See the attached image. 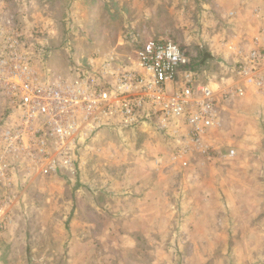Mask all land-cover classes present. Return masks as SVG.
Instances as JSON below:
<instances>
[{"label": "rangeland", "instance_id": "1", "mask_svg": "<svg viewBox=\"0 0 264 264\" xmlns=\"http://www.w3.org/2000/svg\"><path fill=\"white\" fill-rule=\"evenodd\" d=\"M7 15L51 46L47 66L57 74L94 53L130 52L131 36L139 34L178 42L197 75L218 82L230 60L228 42L264 41V0H0V18ZM2 110L0 104V116ZM221 113V127L206 138L211 152L191 157L188 168L172 162L169 133L104 129L80 154L74 174L15 188L0 227V264H264V234L249 233V243L237 246L230 236L228 246L196 252L181 230L192 163L232 149L228 158L238 159L247 135L264 134V112L252 96L225 102Z\"/></svg>", "mask_w": 264, "mask_h": 264}, {"label": "built area", "instance_id": "2", "mask_svg": "<svg viewBox=\"0 0 264 264\" xmlns=\"http://www.w3.org/2000/svg\"><path fill=\"white\" fill-rule=\"evenodd\" d=\"M26 34L15 15L0 18V227L15 188L74 174L80 154L104 129L169 133L172 162L188 168L191 157L211 152L206 137L221 127L225 102L264 100L259 37L250 47L228 42L225 74L207 82L188 68V50L170 39L132 34L130 52L94 53L57 74L47 66L51 46Z\"/></svg>", "mask_w": 264, "mask_h": 264}, {"label": "crops", "instance_id": "3", "mask_svg": "<svg viewBox=\"0 0 264 264\" xmlns=\"http://www.w3.org/2000/svg\"><path fill=\"white\" fill-rule=\"evenodd\" d=\"M252 98L258 101L259 110L264 112V100ZM215 132L218 133L213 131L212 134ZM263 136L262 131L247 135L244 140L248 143L241 144L238 159L231 160L223 152H220L221 158L211 161L208 158L194 159L189 180L193 183V194L182 197L180 203L181 230L185 229V234L190 236L193 251L209 250L216 243L228 246L230 236H233L235 246L240 241L248 244V238L246 241L243 238L249 233L258 238L263 236ZM187 182L185 180L182 187Z\"/></svg>", "mask_w": 264, "mask_h": 264}, {"label": "trees", "instance_id": "4", "mask_svg": "<svg viewBox=\"0 0 264 264\" xmlns=\"http://www.w3.org/2000/svg\"><path fill=\"white\" fill-rule=\"evenodd\" d=\"M188 68L197 71V66H194L192 63L188 66Z\"/></svg>", "mask_w": 264, "mask_h": 264}, {"label": "water", "instance_id": "5", "mask_svg": "<svg viewBox=\"0 0 264 264\" xmlns=\"http://www.w3.org/2000/svg\"><path fill=\"white\" fill-rule=\"evenodd\" d=\"M208 57H212V54H210V53H205L204 58H208Z\"/></svg>", "mask_w": 264, "mask_h": 264}]
</instances>
